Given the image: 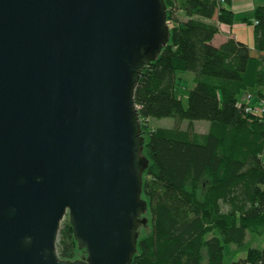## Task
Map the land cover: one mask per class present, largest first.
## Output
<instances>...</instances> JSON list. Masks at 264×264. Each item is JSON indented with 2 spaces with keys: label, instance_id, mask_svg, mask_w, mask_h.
Here are the masks:
<instances>
[{
  "label": "water",
  "instance_id": "obj_1",
  "mask_svg": "<svg viewBox=\"0 0 264 264\" xmlns=\"http://www.w3.org/2000/svg\"><path fill=\"white\" fill-rule=\"evenodd\" d=\"M170 41L165 0H0V264H132L136 91ZM67 216L85 258L59 256Z\"/></svg>",
  "mask_w": 264,
  "mask_h": 264
},
{
  "label": "trees",
  "instance_id": "obj_2",
  "mask_svg": "<svg viewBox=\"0 0 264 264\" xmlns=\"http://www.w3.org/2000/svg\"><path fill=\"white\" fill-rule=\"evenodd\" d=\"M232 1L165 0L171 41L146 65L136 91L151 232L132 264H226L227 247H243L248 233L264 234V117L247 114L242 102L246 94L254 103L264 97V6L254 12V51L235 39L215 47L219 24L235 21ZM179 71L194 74L187 107L176 95ZM165 118L179 123L151 128L152 119ZM196 121L210 122L209 131L196 132ZM78 251L66 219L59 256L76 260ZM231 264H264V249Z\"/></svg>",
  "mask_w": 264,
  "mask_h": 264
},
{
  "label": "rangeland",
  "instance_id": "obj_3",
  "mask_svg": "<svg viewBox=\"0 0 264 264\" xmlns=\"http://www.w3.org/2000/svg\"><path fill=\"white\" fill-rule=\"evenodd\" d=\"M177 82L178 83L176 87V95L178 98H180L183 101L184 106L187 107L188 106V94L190 92V89L194 87V74L192 72L179 71L177 73ZM178 123H179L178 120L175 118H165V119H152L150 122V125H151V128L153 129L173 128L177 126ZM181 127L183 129H186L188 127V122L187 121L183 122ZM209 127H210V122L208 121H196L194 123V129L199 134L207 133L209 130ZM146 141H147V137L145 139V143ZM263 162H264V157H263ZM143 180H144V175H143ZM147 216H148L149 229L140 227L139 241L141 238L149 235L151 232L150 213H148ZM66 219H69L68 216L65 218V220ZM65 220L63 221V223L65 222ZM250 249H264V234L248 233L246 244L243 247H237L235 245H231L230 247H227L226 256H225L226 264H231L234 261H238L240 259L246 258ZM85 257H87L86 251L79 248V251L77 253V259H82Z\"/></svg>",
  "mask_w": 264,
  "mask_h": 264
},
{
  "label": "crops",
  "instance_id": "obj_4",
  "mask_svg": "<svg viewBox=\"0 0 264 264\" xmlns=\"http://www.w3.org/2000/svg\"><path fill=\"white\" fill-rule=\"evenodd\" d=\"M261 6H264V0H233L227 8L234 13L235 21L232 25L219 24V33L213 39L212 44L215 47H220L229 39H235L248 45L254 51V12ZM177 17L181 21H187L188 19L182 11L178 12ZM214 20L217 21V17Z\"/></svg>",
  "mask_w": 264,
  "mask_h": 264
},
{
  "label": "built area",
  "instance_id": "obj_5",
  "mask_svg": "<svg viewBox=\"0 0 264 264\" xmlns=\"http://www.w3.org/2000/svg\"><path fill=\"white\" fill-rule=\"evenodd\" d=\"M225 0H221L224 3ZM245 112L254 117H264V97L261 98L258 102L254 103V98L251 94H246L243 97Z\"/></svg>",
  "mask_w": 264,
  "mask_h": 264
}]
</instances>
